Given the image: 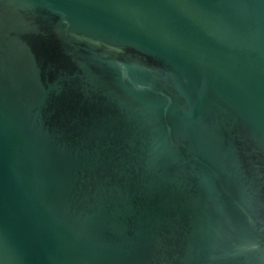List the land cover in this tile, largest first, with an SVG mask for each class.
Segmentation results:
<instances>
[{
  "label": "water",
  "instance_id": "95a60500",
  "mask_svg": "<svg viewBox=\"0 0 264 264\" xmlns=\"http://www.w3.org/2000/svg\"><path fill=\"white\" fill-rule=\"evenodd\" d=\"M0 264H264V0H0Z\"/></svg>",
  "mask_w": 264,
  "mask_h": 264
}]
</instances>
